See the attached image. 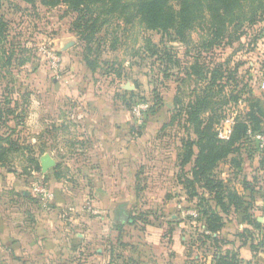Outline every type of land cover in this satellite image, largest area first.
Instances as JSON below:
<instances>
[{
	"label": "rangeland",
	"instance_id": "obj_1",
	"mask_svg": "<svg viewBox=\"0 0 264 264\" xmlns=\"http://www.w3.org/2000/svg\"><path fill=\"white\" fill-rule=\"evenodd\" d=\"M50 1L1 0L6 38L0 42V178L10 174L34 179L41 171V156L49 155L65 173L61 183L65 187L84 184L88 195L91 181L78 179L72 155L76 148L67 145L81 134L86 112L83 102L104 96L119 107L123 103L130 111L148 102L149 108L140 116L131 115L140 126V140L146 144L133 183L137 193L124 211L140 228L146 224L163 226L161 234L165 238L166 234L171 237L174 227V234L178 232L185 239L181 243H187L184 250L188 244L193 245L199 257H211L214 245L201 240L207 233L202 210L212 195L196 185L197 195L188 196L184 185L198 153L195 145L191 160L181 163L185 141L198 137L194 124L187 120L185 106L207 79L189 78L185 71L195 58L204 66L207 78L215 66H221L224 77L212 87L213 111L200 115L201 121L211 118L214 132L225 114L235 118L238 113L242 118L255 104L264 107V90L260 87L264 81V0L243 3L246 16L240 26L235 25L234 17L225 18L226 28L218 40H213V22L206 13L180 40L174 34L145 29L138 17L125 20L124 15L133 9V0H83L84 4L77 0ZM117 1L129 5L126 12L110 11ZM250 9L255 12L250 13ZM209 41H214L211 46ZM148 43L166 47L171 61L152 55ZM86 59L93 68L86 65ZM84 81L90 86L89 100L67 95L66 87L75 88ZM126 86L133 94L125 93ZM158 97L169 105L160 116L156 111L149 112ZM173 98L180 102L175 104ZM261 127L264 129V125ZM254 135L242 139L239 150L215 168L223 189L245 201L243 209L236 210L227 200L223 202L229 211L221 214L223 226L218 233L222 240L232 241L234 249L245 239L239 253L247 251L255 264H264L262 247L255 251L250 247V243L264 242V229L246 224L247 215L260 218L264 224V146ZM112 220L118 227L116 214ZM131 225L127 224L126 236L136 232ZM246 226L251 233L239 236ZM111 249L117 255L123 247Z\"/></svg>",
	"mask_w": 264,
	"mask_h": 264
},
{
	"label": "crops",
	"instance_id": "obj_2",
	"mask_svg": "<svg viewBox=\"0 0 264 264\" xmlns=\"http://www.w3.org/2000/svg\"><path fill=\"white\" fill-rule=\"evenodd\" d=\"M66 88L70 97L89 100L88 81ZM83 104L81 134L67 145L76 148L72 155L78 179L91 181L88 195L84 184L65 187L61 183L65 173L53 157L55 165L34 179L1 177L0 264H187V243H181L185 239L174 229L165 238L163 226L131 225L136 232L126 236L128 223H122L118 241L112 218L137 193L133 183L146 143L131 117L134 111L123 103L119 107L99 96ZM165 110L169 105L163 102L156 116ZM119 246L121 254L112 255L111 247ZM203 260L208 264L210 257Z\"/></svg>",
	"mask_w": 264,
	"mask_h": 264
},
{
	"label": "trees",
	"instance_id": "obj_3",
	"mask_svg": "<svg viewBox=\"0 0 264 264\" xmlns=\"http://www.w3.org/2000/svg\"><path fill=\"white\" fill-rule=\"evenodd\" d=\"M33 1V0H24ZM131 3V11L124 15L125 20L133 19L138 17L143 23L145 29L151 31L161 32L163 35L174 34L180 40L185 38V33L192 29L199 20L203 19L204 14H208V18L212 23L213 29V40L220 39L226 28L225 18L234 17L235 25H241L242 19L246 14L242 11V5L247 0H133ZM50 2H54L53 0ZM78 3L83 0H77ZM76 2V3H77ZM1 5V0H0ZM114 6V5H113ZM129 5H121L120 1L115 3V8L109 7L110 11L114 13L122 14L127 11ZM255 11L250 9V13ZM233 25V26H235ZM5 23L3 21L2 15L0 14V42L5 41L6 34L4 33ZM214 41H209L210 46ZM114 44L111 45L115 48ZM151 45V46H150ZM148 50L151 51L152 55H157L158 58L164 59V61H171V55L168 53L166 47L159 48L155 44L148 43ZM191 63L190 67L186 69L185 73L190 78L191 75L195 76L196 79L206 80V85L202 87L199 92H195L193 98L190 99L185 106V112L187 113V120L194 124V130L198 133V137L195 141L186 140L184 147L185 151L181 155L182 164L189 162L193 156L192 147L195 145L198 149L193 160V166L191 169L190 177L188 175L184 179V185L188 196H196L195 191L196 185H200L203 189H206L211 195V200L206 202V206L203 207V214L205 216L203 229L205 232L203 235L202 242L206 241L208 244H213L215 249L210 257V262L208 264H255L254 258H249L246 253H239V250L243 248L237 246V248L232 247V241H225L219 237L218 230L223 226V216L222 213H227L228 206H225L224 201H228V205H234L236 209H243L244 199L241 196H237L236 193L226 192V188L223 189L222 179L216 178L215 168L220 161L226 160L231 154L236 153L239 150V143L242 139L246 138L248 134H256L258 132L264 131L261 129L264 124V107L255 104L252 106L250 111L241 118L242 115H235L234 123L232 125V131L227 139H221L217 136V132L213 131V124L211 123V118L201 121V113L209 110L213 111V86L218 85V82L222 81L224 77L222 74L221 66H215L214 69L210 71L209 78L206 77L204 66H201L198 60L195 58ZM176 63V62H175ZM86 65L90 68L92 63L86 59ZM248 83H245L244 87L248 90ZM125 93L133 94L131 90H124ZM175 104L179 103L178 98H173ZM163 101L158 97L153 102L152 107H150L149 112L156 111ZM205 121V122H204ZM205 123L204 125H201ZM150 125H147V127ZM234 159H232L233 161ZM223 189V190H222ZM214 201V203L212 202ZM231 204V205H230ZM208 208V209H207ZM216 208H219L217 210ZM216 209V210H215ZM228 210V211H227ZM120 213V214H119ZM246 224L251 228L264 229V224H262L257 219H252L250 215H247ZM116 218H118V241L121 235H123L120 225L122 223L133 224V218H130L124 209L117 211ZM249 226L244 228V232L238 234L239 236H247L251 233ZM173 228L170 233H173ZM245 237V238H247ZM205 239V240H204ZM124 246L125 243H117ZM250 247L253 251L257 248L262 247L264 252V242L260 241L256 245L250 243ZM242 250V249H241ZM111 254L119 256V254H113L111 249ZM197 256V258H196ZM206 257H203V259ZM200 260L197 255L196 247L188 244L186 249L185 260L187 264H206L205 261ZM110 264V262L108 263Z\"/></svg>",
	"mask_w": 264,
	"mask_h": 264
},
{
	"label": "built area",
	"instance_id": "obj_4",
	"mask_svg": "<svg viewBox=\"0 0 264 264\" xmlns=\"http://www.w3.org/2000/svg\"><path fill=\"white\" fill-rule=\"evenodd\" d=\"M260 87L264 90V81H262ZM146 108H149V103H141L138 104L133 110H134V114H136V116H140L145 110ZM235 116V115H234ZM234 123V118L229 115V114H225V117L221 123V125L218 127L217 129V136L221 139H227L229 138L231 131H232V125ZM260 142L261 144L264 146V133H256L254 135ZM36 190H40V188L36 187Z\"/></svg>",
	"mask_w": 264,
	"mask_h": 264
},
{
	"label": "water",
	"instance_id": "obj_5",
	"mask_svg": "<svg viewBox=\"0 0 264 264\" xmlns=\"http://www.w3.org/2000/svg\"><path fill=\"white\" fill-rule=\"evenodd\" d=\"M125 88L129 89L128 86H126ZM40 165L41 171L46 172L50 167H53L55 165V162L49 155H43L40 158Z\"/></svg>",
	"mask_w": 264,
	"mask_h": 264
}]
</instances>
